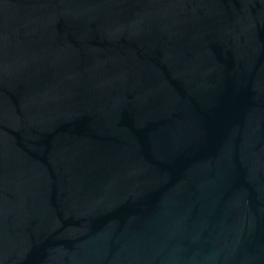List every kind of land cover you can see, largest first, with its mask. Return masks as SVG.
Here are the masks:
<instances>
[{"label":"water","instance_id":"water-1","mask_svg":"<svg viewBox=\"0 0 264 264\" xmlns=\"http://www.w3.org/2000/svg\"><path fill=\"white\" fill-rule=\"evenodd\" d=\"M0 264H264V0H0Z\"/></svg>","mask_w":264,"mask_h":264}]
</instances>
